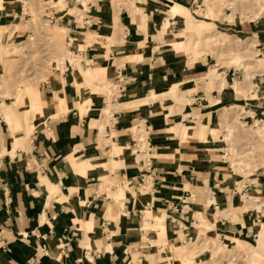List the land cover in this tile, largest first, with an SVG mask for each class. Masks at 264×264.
Segmentation results:
<instances>
[{
    "label": "crops",
    "instance_id": "1",
    "mask_svg": "<svg viewBox=\"0 0 264 264\" xmlns=\"http://www.w3.org/2000/svg\"><path fill=\"white\" fill-rule=\"evenodd\" d=\"M15 1V16L29 14ZM42 1L77 53L44 82V99L28 94L42 113L23 146L24 128L0 112V264H264V159L249 177L225 158L233 127H264V67L253 72L264 9L247 22L208 19L259 44L258 59L233 57L246 69L220 81L210 54L182 50L201 0ZM237 102L240 120L226 117Z\"/></svg>",
    "mask_w": 264,
    "mask_h": 264
},
{
    "label": "rangeland",
    "instance_id": "2",
    "mask_svg": "<svg viewBox=\"0 0 264 264\" xmlns=\"http://www.w3.org/2000/svg\"><path fill=\"white\" fill-rule=\"evenodd\" d=\"M20 1L24 5L23 10L29 14L15 16V0H9V17L5 14L2 15V10H0V112L5 115L10 112L14 132L16 128H24L26 135L23 136L22 141L20 140V146H23L35 128L33 122L36 118L35 115L40 112V108H38L36 114L32 113L28 94L34 91L38 94L40 92L44 99V89L42 88L44 82L48 81L55 71L61 72L71 64L68 59L71 58V52H74V48L68 42V33L57 27L59 24L51 22L49 17L45 16V7L55 4L54 2L42 0ZM201 1L205 5L206 11L201 7L198 8L197 3H194L192 8H188L196 25L191 27L190 32L180 33V41L185 44L182 50L191 55L190 61L202 59L201 55L210 54L208 59L209 67L212 68L210 73H214L216 70L219 77L215 80L222 81L223 78L220 74L225 73L228 67L243 68L242 71L246 69L244 66L231 64L233 57L241 55L247 58L246 55H249L253 59H258L255 57V48L258 49L256 55H259L260 51L259 44H254L255 41L251 33H248L242 27L234 26L239 30L231 29L230 27L233 26H225L219 23L220 15L230 13L226 15L230 20H233L236 15H240L242 20L247 22L259 16L264 9V3H262V0ZM2 2L4 3V0ZM43 2H47V5H43ZM228 4H231V6H228ZM209 14H212V16ZM204 16L207 19H204ZM217 17L219 18L216 20V25L208 20H214ZM177 32L179 33V31ZM178 33L177 36L179 37ZM219 54L223 56L219 57ZM252 63L254 64V62ZM259 64L260 66L254 68L253 65L250 66L247 69L246 77L252 75V68L255 73L258 68L264 67V63ZM220 68H222L221 71ZM209 78L211 79V77ZM207 79L204 78L200 81L204 82ZM167 96L172 98L171 100H181L180 94H177L176 90H173L172 94ZM182 102L186 103L185 99ZM43 107H45V103ZM243 110V102H237L235 107L229 106L221 109L226 117L235 116L234 113L238 115ZM241 117L240 115L236 116L238 120ZM5 121V119H1L2 128L7 125ZM247 128L246 126H236L233 127L236 132H229L230 149L228 151L230 153L225 158L226 160H232L238 174L251 177L255 168L259 165L257 159H264V127L261 128V133L254 132L256 129L251 132ZM239 250L241 249L239 248ZM188 252L189 250L186 248L180 250V252H175L177 255L174 257L173 254L171 260H186ZM233 253L237 254L236 251L231 254ZM191 255L194 254L191 253ZM239 256H230L228 259L230 261V258H234V261L232 260L230 263H237ZM179 262L183 264L181 261Z\"/></svg>",
    "mask_w": 264,
    "mask_h": 264
},
{
    "label": "bare ground",
    "instance_id": "3",
    "mask_svg": "<svg viewBox=\"0 0 264 264\" xmlns=\"http://www.w3.org/2000/svg\"><path fill=\"white\" fill-rule=\"evenodd\" d=\"M0 8H2V0H0ZM60 38V37H59ZM69 60V62L70 63H73L74 62V55L72 54V52H71V58H69L68 59ZM63 64V63H62ZM112 104H110L109 106H108V108H106L105 110H107V111H110V110H112ZM106 112V111H105ZM6 113V112H5ZM6 114H8V113H6ZM109 114V113H108ZM261 131L262 130H257L256 132L257 133H261ZM254 260L252 259V258H250V262H249V264H254Z\"/></svg>",
    "mask_w": 264,
    "mask_h": 264
},
{
    "label": "built area",
    "instance_id": "4",
    "mask_svg": "<svg viewBox=\"0 0 264 264\" xmlns=\"http://www.w3.org/2000/svg\"><path fill=\"white\" fill-rule=\"evenodd\" d=\"M202 6L204 7L205 5H204L202 2H199V4H198V8H200V7L203 8ZM118 79H119V78H118Z\"/></svg>",
    "mask_w": 264,
    "mask_h": 264
}]
</instances>
